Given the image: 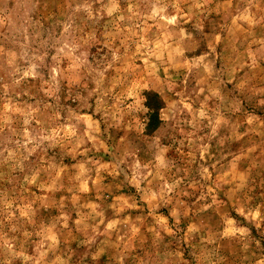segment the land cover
Returning a JSON list of instances; mask_svg holds the SVG:
<instances>
[{
  "label": "rangeland",
  "instance_id": "obj_1",
  "mask_svg": "<svg viewBox=\"0 0 264 264\" xmlns=\"http://www.w3.org/2000/svg\"><path fill=\"white\" fill-rule=\"evenodd\" d=\"M0 264H264V0H0Z\"/></svg>",
  "mask_w": 264,
  "mask_h": 264
}]
</instances>
